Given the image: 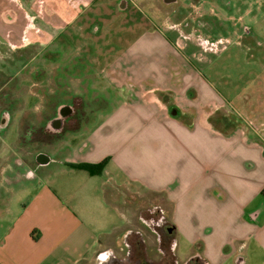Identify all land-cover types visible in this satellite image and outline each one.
<instances>
[{
  "label": "crops",
  "instance_id": "crops-1",
  "mask_svg": "<svg viewBox=\"0 0 264 264\" xmlns=\"http://www.w3.org/2000/svg\"><path fill=\"white\" fill-rule=\"evenodd\" d=\"M65 1L50 0L52 14ZM67 1L86 7L115 3ZM63 29L52 25L48 41L61 37L65 55L72 32ZM144 31V43L134 42L132 48L115 53L107 67L104 77L112 94L104 101H110L109 109L89 116L91 109L85 108L78 126L60 135L66 144L57 161L61 181L53 175L39 179L30 199L20 202L13 222L2 229L0 264L95 262L110 243L105 241L127 227L126 217L107 199L110 188L157 194L153 200L192 245L201 246L210 264L231 259L246 264L244 251L251 243L264 254V208L256 209L264 194V139L259 134L264 126L259 86L264 84L254 85L253 94L243 91L228 98L203 79L202 67L213 62L206 49L189 42L180 48L175 30ZM224 108L236 115L232 127L227 116H214ZM91 118L94 123L85 122ZM106 157L109 161L99 175L71 165ZM89 194L97 200L93 209L106 216L101 220L81 215L71 201ZM10 201L9 195H0V217L12 213ZM108 212L123 220L113 223L109 232L105 226L113 220Z\"/></svg>",
  "mask_w": 264,
  "mask_h": 264
},
{
  "label": "rangeland",
  "instance_id": "rangeland-1",
  "mask_svg": "<svg viewBox=\"0 0 264 264\" xmlns=\"http://www.w3.org/2000/svg\"><path fill=\"white\" fill-rule=\"evenodd\" d=\"M49 2L50 0H0V77L10 80L9 86L14 90L13 93L21 95L23 100V102L20 101L21 110L27 104L28 94L36 93L33 89L34 86L32 87L35 84L34 81H39V86L44 91L47 81L50 80L55 90L54 109L61 105H69L77 94H81L79 97L83 96L85 99L83 109H91L89 116L100 111H107L110 107V101L105 102L104 97L112 93L104 76L110 61L116 56L115 53L132 48L134 42H143L141 37L146 29L143 24L144 19L150 22L152 27H157L156 30L159 28L161 31L170 34L175 30L173 22L166 18L168 9L173 8V5L170 7L163 6L160 0H150L149 2L147 0H127L123 6L120 4V0H114L112 1L115 2L113 5H110L111 2H107L104 5L95 3L88 7L83 5L75 7L66 0L63 6L56 8L59 12L54 14H52V7ZM212 5L213 11L211 13ZM148 9H151V12H147ZM205 10L208 19L207 24L201 29L203 36L212 41L220 36H228L230 38L228 49L222 51L224 43L205 46V40V44H199L196 39H181L179 40V47L181 48L188 41L199 50L206 49L207 57L212 55L213 62L202 67L203 79H208V82L221 94L228 98H234L242 94L240 92L243 91L246 94H253L254 85L264 84V13L263 17L258 18L255 24L257 35L252 38L245 37L237 40L236 36L228 32L226 27V20H232L230 17L228 18L229 13H227L226 8L218 5V3L217 5L216 3H208ZM126 11L128 15L124 17L123 14ZM131 11L133 13H130ZM147 13L151 16L150 19L146 17ZM237 14L239 12H236ZM71 20L72 22L68 23ZM52 25L59 30L63 26V30L72 32L70 50H67L65 55L61 52V37L54 39L53 43L48 41V32ZM52 50L54 51L52 52ZM198 56L200 57V55ZM203 56L205 57V54L200 58L203 59ZM95 57L96 59H94ZM36 70H39L38 74H36ZM13 85L17 86L14 87ZM260 91L264 97V88L259 86ZM28 98L31 104L28 106L30 116L35 117L37 115L36 120L40 122L45 111L39 107L45 106V103L37 97ZM18 105L17 103V107ZM234 114L230 108H224L217 110L214 116H227L228 127H232L237 122ZM94 121L91 118L85 122L92 124ZM21 124L23 125V123ZM16 132L17 122L9 128L4 137L11 134L12 138ZM259 132L264 139V126H260ZM60 135L53 136L48 144L37 143L36 151L43 150L54 160L48 165H41L40 163L33 165L34 175L29 182H25L29 186L23 188L25 184L18 181L13 185L14 188L8 184L1 188V194L4 193L11 198L12 213L0 217V239L4 235L2 229L13 222L21 209L20 202L29 200L33 195V189L39 179L46 181L48 177L53 175L58 181H61V165L57 161L62 159L66 144H63L59 138ZM35 148L33 147V149ZM2 151L3 157L0 162L8 161L11 168L15 162L14 151L10 154L8 150ZM9 173L12 174V172ZM9 173L6 175H10ZM2 175L0 171V178ZM6 179L8 176L4 181ZM13 190L14 192H12ZM106 196L110 202L117 205L119 211L126 217L127 226L136 225L139 210L150 199L153 200V198L158 197L155 193L147 192L142 195L140 191L130 192L129 190L111 188L107 190ZM71 201L79 205L75 206V209L81 215L89 214L97 220L106 217L98 209H93L97 201L94 195L80 196V198ZM256 203V209L260 206L264 208V194ZM109 214L107 217L109 216L113 221L112 224L105 226L107 232L111 230L113 223H123L120 215L113 212ZM178 236L179 252L183 255L193 245L181 232L178 233ZM112 239L106 240L105 243L111 242ZM258 251L259 249L251 243L244 251L246 264H264V254ZM90 264H95V262ZM226 264H236V260L231 259Z\"/></svg>",
  "mask_w": 264,
  "mask_h": 264
},
{
  "label": "flooded vegetation",
  "instance_id": "flooded-vegetation-1",
  "mask_svg": "<svg viewBox=\"0 0 264 264\" xmlns=\"http://www.w3.org/2000/svg\"><path fill=\"white\" fill-rule=\"evenodd\" d=\"M147 1L149 2L150 0ZM160 1L163 6L170 7L173 5V8L168 9L166 18L173 22L174 29L180 39H196L199 44H203L206 41L205 46L224 43L222 51L228 49L230 43L228 36H220L215 38V41H212L210 38L204 37L201 32L208 19L205 10L206 4L216 3L217 5L218 3V5L226 8L227 13H229L228 18L232 19L226 20V27L228 32L236 36L237 40L245 37H255L257 35L255 24L258 18L263 17L264 13L263 0ZM212 11L213 5L210 12L212 13ZM147 12H151V9H148ZM236 12H239V14L236 15ZM130 13L133 12L131 11ZM146 17L150 19L151 16L148 14ZM143 24L146 28L145 30L154 31L157 28L152 27L150 22L145 19ZM38 71L36 70V74L39 73ZM9 83H11L10 80L0 77V160L3 157L2 150L4 152L8 150L9 154L14 151L15 162H13L11 168L8 161L0 162V171L4 175L0 178V195L2 192L1 188L7 184L14 188L13 185L16 182L31 179L34 175L33 165L39 163L38 154L43 152V150L36 151L37 143L48 144L53 136L60 135L69 128L77 127L79 117L84 111V102L79 96H76L69 105H61L54 109L55 90L50 80L47 81L44 91L39 86L40 82L34 81L35 84L32 87L34 86L33 89L36 93L28 94L27 104L25 106L22 105L23 108L21 110L20 101L23 102L22 97L13 93L14 90L9 86ZM32 96L42 99L45 103V106L39 107L45 111L40 122L36 120L37 115L31 117L28 111V106H31L28 97ZM17 103L19 104L18 107ZM59 114L62 116L60 127L55 129L52 123ZM16 122L17 132L14 137L11 138V134L4 137L9 128ZM9 172H12V174ZM7 173L10 175H6ZM7 176L8 179L6 180L8 181H4ZM137 220L138 223L136 225L127 226L119 231L112 241L97 253L95 264H210L207 258L203 256L199 244H194L190 249H187L185 254H180L177 226L170 218L169 213L154 200L150 199L139 210Z\"/></svg>",
  "mask_w": 264,
  "mask_h": 264
},
{
  "label": "trees",
  "instance_id": "trees-1",
  "mask_svg": "<svg viewBox=\"0 0 264 264\" xmlns=\"http://www.w3.org/2000/svg\"><path fill=\"white\" fill-rule=\"evenodd\" d=\"M108 161H109V157H106L105 159L95 163L82 162V163H71V165L76 168L84 169L87 172H89L91 175H99L103 172Z\"/></svg>",
  "mask_w": 264,
  "mask_h": 264
},
{
  "label": "water",
  "instance_id": "water-1",
  "mask_svg": "<svg viewBox=\"0 0 264 264\" xmlns=\"http://www.w3.org/2000/svg\"><path fill=\"white\" fill-rule=\"evenodd\" d=\"M126 1L127 0H122L121 1V4H122V6H123V4L124 3H126ZM169 1H174V0H169ZM177 111L174 109L173 110V113H176ZM61 118H62V116H61V114H59V116L57 117V118H55L54 119V121H53V126L55 127V129H59V127H60V122H61ZM39 156H38V160H39V163L41 164V165H46V164H48V163H50V161H51V157L47 154V153H44V152H42V153H40V154H38Z\"/></svg>",
  "mask_w": 264,
  "mask_h": 264
},
{
  "label": "built area",
  "instance_id": "built-area-1",
  "mask_svg": "<svg viewBox=\"0 0 264 264\" xmlns=\"http://www.w3.org/2000/svg\"><path fill=\"white\" fill-rule=\"evenodd\" d=\"M75 2H76V1H72V3H71V4H72V5H74L73 3H75ZM76 6H77V5H75V7H76ZM251 124H253V123H251ZM253 125H254V124H253Z\"/></svg>",
  "mask_w": 264,
  "mask_h": 264
}]
</instances>
